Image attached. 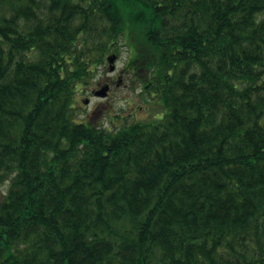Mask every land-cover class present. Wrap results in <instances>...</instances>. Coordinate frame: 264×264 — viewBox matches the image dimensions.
<instances>
[{
	"label": "trees",
	"instance_id": "16d2710c",
	"mask_svg": "<svg viewBox=\"0 0 264 264\" xmlns=\"http://www.w3.org/2000/svg\"><path fill=\"white\" fill-rule=\"evenodd\" d=\"M119 39L153 118L76 120ZM0 264H264V0H0Z\"/></svg>",
	"mask_w": 264,
	"mask_h": 264
},
{
	"label": "rangeland",
	"instance_id": "374dc122",
	"mask_svg": "<svg viewBox=\"0 0 264 264\" xmlns=\"http://www.w3.org/2000/svg\"><path fill=\"white\" fill-rule=\"evenodd\" d=\"M115 47L119 50V56L116 59V70L110 72L108 63L105 60L98 66L94 73V78L76 92L77 103L75 105L74 117L78 121L86 119L95 122L97 125L110 127L113 120L117 123L127 118L126 122L134 120H150L153 118L154 111L140 101L138 96V84L132 79L130 73L125 72L126 61L129 56L128 47L123 39H119ZM121 73L120 82L111 83V87L106 97L94 96L93 89L99 88L105 82H108L117 73ZM88 98V103L83 99ZM143 105V109H140ZM132 114L130 115V113Z\"/></svg>",
	"mask_w": 264,
	"mask_h": 264
},
{
	"label": "water",
	"instance_id": "95a60500",
	"mask_svg": "<svg viewBox=\"0 0 264 264\" xmlns=\"http://www.w3.org/2000/svg\"><path fill=\"white\" fill-rule=\"evenodd\" d=\"M116 54L115 53H110L107 55L106 57V61L108 62V69L109 71H114L115 70V60H116ZM108 90H109V84H104L102 85L99 89H96L93 91V94L95 96H100V97H105L108 93ZM84 103H88V98H85L84 100Z\"/></svg>",
	"mask_w": 264,
	"mask_h": 264
},
{
	"label": "flooded vegetation",
	"instance_id": "af4514ba",
	"mask_svg": "<svg viewBox=\"0 0 264 264\" xmlns=\"http://www.w3.org/2000/svg\"><path fill=\"white\" fill-rule=\"evenodd\" d=\"M116 79H118V73L115 76H113L111 79L108 80L109 84L111 85V83L116 81Z\"/></svg>",
	"mask_w": 264,
	"mask_h": 264
},
{
	"label": "bare ground",
	"instance_id": "6f19581e",
	"mask_svg": "<svg viewBox=\"0 0 264 264\" xmlns=\"http://www.w3.org/2000/svg\"><path fill=\"white\" fill-rule=\"evenodd\" d=\"M102 86V85H101Z\"/></svg>",
	"mask_w": 264,
	"mask_h": 264
}]
</instances>
